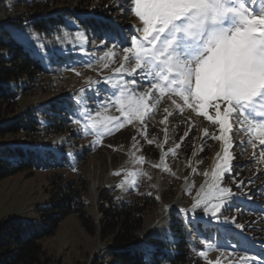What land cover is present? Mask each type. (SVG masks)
Segmentation results:
<instances>
[{
	"label": "rangeland",
	"instance_id": "1",
	"mask_svg": "<svg viewBox=\"0 0 264 264\" xmlns=\"http://www.w3.org/2000/svg\"><path fill=\"white\" fill-rule=\"evenodd\" d=\"M26 2L0 0V26L6 25L9 19L19 21L17 27L9 28L10 32L50 72L35 76L29 83L28 93L21 98L17 115L49 106L45 114L53 116L56 129H50L37 141L20 134L0 138V143L51 148L67 158L81 155L80 169L89 182L87 210L96 223L101 216V195L124 200L132 189H143L154 195L155 207L147 213L142 237L153 236L170 245L175 241L173 225H181V219L192 235V242L183 250L188 264L197 259L204 264H264V161L258 162L259 152L264 150V146L259 145V140L253 141L258 146L253 149L248 144L249 134L236 128L237 120L233 116V126L227 134L228 145L223 139H216L211 157L205 159L200 156L201 145L214 135H221L219 125L186 106L182 113L177 112L172 100L182 103L181 98L171 93L161 97L155 91L150 101L154 111L144 118L143 123L133 120L131 124L125 123L123 127L100 137L94 131H85L81 125L73 123V119H81L89 107L93 112L100 111L98 119L101 120L120 116L110 104L102 108L99 105L117 91L118 81L134 77L135 74L130 73L131 65L123 61V49L131 46L130 38L137 35L142 22L128 11L131 7L128 0H109L104 4L94 0L83 10L75 9L72 3L60 4L49 12L41 11L38 14H31L26 9ZM262 2L264 0H257L258 5ZM68 11L71 15L65 14ZM49 15L57 16L63 23L60 28L56 25L49 27V35H41L27 25L35 17L45 18ZM77 17L78 20L99 19L115 28L85 31L75 19ZM110 51L114 55L106 57ZM121 63L129 72L115 73ZM105 64H108L107 68ZM136 78L141 91L148 87V80L151 79L150 76L144 78L138 75ZM156 99L159 100L158 104L154 103ZM165 108L171 115L164 112ZM221 109L223 111V105ZM209 112L213 114V109L209 108ZM165 115L167 121L162 122ZM37 121L46 123L44 116L37 117ZM161 130L163 135L159 138L156 133ZM205 130L208 135H205ZM178 133L180 141L195 134L191 155H183L176 136ZM149 140L161 150L158 160L144 156L142 149L150 144ZM220 143L223 144L219 147ZM225 147L229 156L227 165L223 158ZM170 149H174V154ZM217 153L221 154L220 157H217ZM141 157L143 162H140ZM217 163L222 166L221 169L216 168ZM165 167L168 171H165ZM229 167L230 171L227 170ZM236 168L239 171H235ZM65 172L70 176L74 174ZM117 172L120 174L116 175ZM131 172L146 174L137 178L135 188L126 180ZM213 172L221 174L214 177ZM51 173L22 172L0 181V221L15 219L25 213L28 218H33L31 211L34 207L49 198ZM95 182L97 188L93 189ZM213 182L231 189L234 195L215 216L211 214L214 209L203 211L204 205L193 211L197 193L203 187L206 194L208 184ZM122 183L123 187L120 186ZM218 202L219 199H214L210 203ZM248 208L250 211H247ZM181 209L187 210V213L181 212ZM42 242L48 254L55 261L59 260L60 264H91L93 258L106 252L109 246L100 241L98 232L87 231L76 215L66 217L54 235ZM170 251H175V248L171 246Z\"/></svg>",
	"mask_w": 264,
	"mask_h": 264
},
{
	"label": "snow or ice",
	"instance_id": "2",
	"mask_svg": "<svg viewBox=\"0 0 264 264\" xmlns=\"http://www.w3.org/2000/svg\"><path fill=\"white\" fill-rule=\"evenodd\" d=\"M128 2L131 5L128 11L142 22L137 35L130 38L131 46L123 49V61L131 65L130 73L135 75L130 80L118 81L117 91L99 105L102 108L110 104L120 116L101 120L98 119L100 111L93 112L89 107L82 118H74L73 123L81 125L85 131H94L98 137L110 134L125 123L131 124L133 120L143 123L144 118L154 111L150 101L155 91L161 97L171 93L181 98L182 103L172 100L177 112L182 113L186 106L218 124L221 135L213 138L223 139L225 145L229 143L227 134L233 126L231 118L235 116L236 128L250 136L248 144L257 149L253 141L258 139L259 145L264 146V2L259 5L257 0ZM111 55H114L111 51L106 53V57ZM104 67L107 68L108 64ZM122 71L129 72L124 63L115 69V73ZM137 75L151 77L143 91ZM154 103L158 104L159 100ZM209 108L213 109V114ZM164 112L168 113V109L165 108ZM167 118L165 115L162 122ZM205 135H208L207 130ZM169 151L174 154V149ZM220 155L217 153L218 157ZM253 157H256L255 151ZM223 158L227 165V147ZM259 161H264V150L259 152ZM140 162H143L142 157ZM221 167L217 163L216 168ZM227 170L230 171V167ZM165 171H168L167 167ZM220 174L213 172L214 177ZM141 175L146 174L131 172L126 180L135 188ZM120 186L123 187V183ZM207 187L206 194L203 187L197 193L198 198L192 208L195 211L204 205L202 210L214 209L211 214L215 216L234 194L231 189L215 182ZM214 199H219V202L210 203ZM180 211L187 213L185 209Z\"/></svg>",
	"mask_w": 264,
	"mask_h": 264
},
{
	"label": "trees",
	"instance_id": "3",
	"mask_svg": "<svg viewBox=\"0 0 264 264\" xmlns=\"http://www.w3.org/2000/svg\"><path fill=\"white\" fill-rule=\"evenodd\" d=\"M107 1L109 0H98L102 4ZM71 3L75 9L83 10L93 4L94 0H27L26 9L31 14H38L41 11L49 12L60 4ZM65 14L71 15V12ZM56 17H35L27 25L41 35H49V27L56 25L60 28L63 24ZM75 19L78 20V17ZM18 22L9 19L6 25L0 26V138L23 134L26 138L37 141L50 129H56L53 116L45 114V109L49 106L30 109L20 115L17 113L21 98L28 93L29 83L35 76L48 74L50 70L39 58L32 56L24 44L10 32L9 28L17 27ZM78 23L85 31L115 28L105 21H96L95 18L78 20ZM19 29L21 28H17ZM39 116L45 117V124L37 121ZM156 135L162 137L163 130ZM176 136L180 141V133ZM194 138L195 134L179 142L184 156L192 154ZM216 144L214 138L203 142L200 156L209 159ZM142 151L144 156L154 160H158L161 155V150L154 143L143 146ZM81 157L67 158L59 151L42 146L30 148L24 144L0 143V181L22 172H52L49 198L34 207L31 211L33 218H28L25 213L15 219L0 221V264H60L59 260L55 261L48 254L42 241L53 236L60 223L70 215H76L87 231L98 232L100 241L109 245L106 252L93 258L91 264H188V257L183 250L192 242V235L180 218L181 225H173L175 241L170 245L153 236L142 237L147 213L150 208L155 207L154 195L143 189H132L124 200L101 195V216L96 223L87 210L89 182L80 169ZM65 171L74 174L70 176ZM235 171L239 169L236 168ZM247 211H250L249 208ZM247 213L249 216V212ZM171 246L175 251H170ZM191 264L204 263L197 259L192 260Z\"/></svg>",
	"mask_w": 264,
	"mask_h": 264
},
{
	"label": "bare ground",
	"instance_id": "4",
	"mask_svg": "<svg viewBox=\"0 0 264 264\" xmlns=\"http://www.w3.org/2000/svg\"><path fill=\"white\" fill-rule=\"evenodd\" d=\"M222 144H223V143H220L219 147H220ZM219 147H218L215 151H217V150L219 149ZM163 157H164V156H163ZM163 157H162V158H163ZM217 157H218V156H217ZM214 169H215V168H214ZM96 186H97V183L95 182L94 185H93V189H96V188H97Z\"/></svg>",
	"mask_w": 264,
	"mask_h": 264
}]
</instances>
